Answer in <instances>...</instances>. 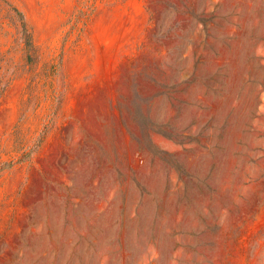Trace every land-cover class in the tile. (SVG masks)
<instances>
[{
  "label": "rangeland",
  "instance_id": "obj_1",
  "mask_svg": "<svg viewBox=\"0 0 264 264\" xmlns=\"http://www.w3.org/2000/svg\"><path fill=\"white\" fill-rule=\"evenodd\" d=\"M0 264H264V0H0Z\"/></svg>",
  "mask_w": 264,
  "mask_h": 264
},
{
  "label": "trees",
  "instance_id": "obj_2",
  "mask_svg": "<svg viewBox=\"0 0 264 264\" xmlns=\"http://www.w3.org/2000/svg\"><path fill=\"white\" fill-rule=\"evenodd\" d=\"M14 9H15V11H17V13H18V15H19V17L21 19L22 26H23L22 28H23L24 33L27 34L29 42H32V34L29 32L28 23H27V20H26L24 12L20 8H18L16 6H14Z\"/></svg>",
  "mask_w": 264,
  "mask_h": 264
}]
</instances>
